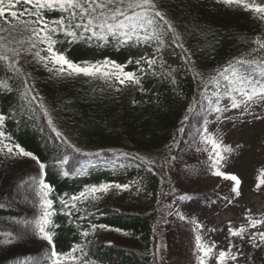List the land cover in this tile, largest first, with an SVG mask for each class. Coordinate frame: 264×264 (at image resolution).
Instances as JSON below:
<instances>
[{"label": "trees", "instance_id": "obj_1", "mask_svg": "<svg viewBox=\"0 0 264 264\" xmlns=\"http://www.w3.org/2000/svg\"><path fill=\"white\" fill-rule=\"evenodd\" d=\"M255 2L264 3V0ZM160 4L191 54L194 71L187 70L189 65L180 58V49L172 47L163 51L166 65L163 69L157 67V76L144 77L143 91L119 84L109 86L87 77L62 79L52 76L40 64L24 65L56 128L80 152L72 151L55 139V133L35 103L30 105V97H21L22 79L9 81L15 89L13 92L0 93V114L9 117L4 131L13 142L46 165L43 179L53 188L50 198L56 214L51 219L58 225L49 230L53 232L57 252L67 253L74 245H86L87 259L94 264H111L110 261L168 264L172 257L188 260L191 256L187 238L193 229L181 235L168 230L166 224L173 201L185 196H211L210 192L182 191L171 179L179 165L171 157H177L181 145L193 140L195 129L201 126L207 112L206 101L202 106L194 103L201 91L194 74L200 72L206 77L229 61L247 56L256 47L253 41L264 39V20L242 7H228L218 0H160ZM49 15L55 17L58 13ZM56 47L75 63L108 58L127 64L130 59V48L117 49L112 45L97 47L81 41ZM172 54L177 62L167 58ZM262 57L264 52L255 54L256 59ZM168 66L177 69L175 84L160 76L161 72L169 70ZM125 71H136V65L127 64ZM6 72L0 65V78L5 77ZM190 105L196 109L194 113L188 112ZM182 126L184 132L179 131ZM65 155L69 163L61 166L58 161ZM137 156L154 163L145 165ZM105 159L109 160L108 170L94 175L90 171L91 164ZM166 160L169 162L165 163ZM116 161H121L122 166L125 163L131 166L123 169ZM184 165L187 173L193 166ZM149 166L155 174L148 171ZM62 171L70 174L64 176ZM38 176L39 166L30 157L0 156V205H3L0 207V264H33L52 248L47 241L31 233L10 244L3 242L6 233L15 235L23 228L24 221H31L39 214L38 206H33V197L25 191L29 179ZM120 180L139 183L132 186L131 192L110 190L94 204L80 206L81 211L71 218L62 213L58 197L65 193L71 195L85 186ZM137 187L142 190L137 192ZM91 225L106 227L93 231ZM82 231H88L89 235L82 237ZM262 252L264 255V249Z\"/></svg>", "mask_w": 264, "mask_h": 264}, {"label": "snow or ice", "instance_id": "obj_2", "mask_svg": "<svg viewBox=\"0 0 264 264\" xmlns=\"http://www.w3.org/2000/svg\"><path fill=\"white\" fill-rule=\"evenodd\" d=\"M218 3L228 7H242L264 20V3H256L255 0H252L251 3L249 0H218ZM51 13H58V15L50 17ZM81 41L95 44L97 47L112 45L117 49L121 47H154L155 51L151 57L140 55L134 61L130 58L127 64L134 63L136 71H125L127 64H120L108 58L95 62L75 63L56 47L61 43L71 45ZM253 43L256 47L247 53V56L229 61L225 66L217 68L214 74L205 77L203 73L195 72L194 78H198L197 82L201 89L198 93L199 99L194 101L195 104L202 106L206 101L207 113L218 114L217 119H220L230 109H239L242 113L255 112L257 108L264 109V57L255 58L257 52H264V39H256ZM167 47L180 49L182 53L180 58L186 65H189L187 70L194 71L191 54L184 47L181 36L162 9L160 0H0V65L7 70L5 77L0 78V93L13 92L15 89L9 81L17 78L22 79L21 97H30L29 104L34 102L35 107L47 119V125L55 133V139L60 140L63 145L71 148L74 152L81 150L72 145L56 128L42 98L35 92L34 85L31 83V74L25 70L24 65L28 63L40 64L52 76L62 79L87 77L92 80H101L109 86L119 84L125 87H136L143 91L144 77L148 75L156 77L157 67L160 69L165 67L166 61L162 59V55ZM157 53L160 54V57L157 56ZM29 57L31 60L28 59ZM168 69L167 72H161L160 76L175 84L174 73L177 69L171 68V66H168ZM195 111L196 109L190 105L188 112L194 113ZM33 115H35V109H33ZM12 116L14 117L15 113ZM8 118L4 114H0V156L30 157L36 161L39 166V176L29 179L25 191L33 197V206H38L39 214L31 221H24L23 228L15 235L6 233L7 238L3 242L10 244L13 240L23 238L31 233L52 245L50 251L42 258L35 260L33 264H94L87 259L86 245H74L67 253L55 250L53 232L49 229L58 227V225H54L51 219L56 212L53 209L54 201L50 198L53 188L43 179L46 165L33 153L13 142L12 137L4 131L5 120ZM185 119L188 117L186 116ZM254 119H264V112L255 115ZM179 131L184 132L183 126ZM197 137H199L198 141ZM192 146L197 152L207 153V161L204 163L207 164L209 170L214 169L212 175L232 181L231 191L238 196L241 184L238 176L224 173L218 167L220 162L225 161L234 149L223 144L218 136L210 133L206 117L203 125L195 129ZM85 155L87 154L85 153ZM136 158L145 165L154 163L139 156ZM175 159L176 157H171V160ZM168 162V160L165 161V163ZM58 163L61 166L67 165L69 163L67 155L61 157ZM148 171L155 174L151 166L148 167ZM62 174L68 176L70 173L62 171ZM256 179L255 187L259 191L264 187V168L259 170ZM138 183L137 181L127 184L100 183L99 185L85 186L83 190L75 194L65 193L58 197L62 206L61 211L71 218L75 213L81 211L80 206L94 204L110 190L127 191ZM141 190V187L136 188L137 192ZM186 198V196L181 197V199ZM84 211L87 213L86 207ZM175 214L182 221L187 219L179 212ZM244 219L246 224L236 228H233L229 222V244L226 250L220 249L217 252L216 243L204 242L202 235L198 233L195 236L198 264H211L213 261L214 264L235 262L244 253L240 250L241 244L232 241L233 237L238 238L241 243L249 244L253 249L264 247V216L254 218L248 214ZM190 223L194 225V232L202 228V225L195 220H191ZM97 227L106 226L91 225L93 231ZM209 231H215V229ZM88 235V231L81 232L82 237L86 238ZM233 248L236 249L235 252H233Z\"/></svg>", "mask_w": 264, "mask_h": 264}, {"label": "rangeland", "instance_id": "obj_3", "mask_svg": "<svg viewBox=\"0 0 264 264\" xmlns=\"http://www.w3.org/2000/svg\"><path fill=\"white\" fill-rule=\"evenodd\" d=\"M155 48H130L129 57L138 59L140 55L152 56ZM175 55H169L168 59L177 62ZM264 112V109L257 108L255 112L242 113L239 109H230L224 113L220 119L218 114H208V128L210 133L218 136L223 144L231 146L234 151L225 161L219 164V170L227 174H235L241 181L237 196L231 191L232 181L225 180L222 177L212 175L214 169L209 170L207 164V153L197 152L193 145V140L186 141L181 145L175 160L179 164L175 167L172 174L174 185L182 191H191L193 194L211 193V196L198 198L187 197L173 201L168 210L167 229L175 230L182 235L184 231L194 228L190 223L195 220L202 228L192 231L187 240L190 242V258L183 259L172 257L168 264H198L195 252V236L202 235L204 242L211 244L215 242L217 252L220 249H227L228 225L231 222L233 228L246 224L245 215L251 214L254 218L264 216V187L256 190L257 176L259 170L264 168V119H254L255 115ZM204 117V118H205ZM204 120L201 125H203ZM193 137V136H192ZM199 137H197V141ZM121 168H129L131 165L121 161H116ZM193 165L187 169L184 164ZM210 163V162H208ZM109 160L92 163L90 171L93 174L105 172L109 168ZM195 170V171H193ZM120 184H127L125 181H117ZM128 192L132 191L127 190ZM179 212L187 219L180 220L175 214ZM215 229V231H209ZM254 231V230H253ZM234 243L241 244L240 250L244 253L239 256L235 262L229 261V264H264V247L253 249L247 243H241L238 238L233 237ZM236 249L233 248V252ZM111 264H119L110 261ZM214 264V261L211 262Z\"/></svg>", "mask_w": 264, "mask_h": 264}]
</instances>
